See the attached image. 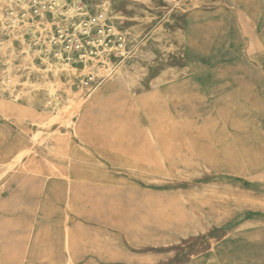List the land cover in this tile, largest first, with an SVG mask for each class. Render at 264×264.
I'll list each match as a JSON object with an SVG mask.
<instances>
[{
	"label": "rangeland",
	"instance_id": "rangeland-1",
	"mask_svg": "<svg viewBox=\"0 0 264 264\" xmlns=\"http://www.w3.org/2000/svg\"><path fill=\"white\" fill-rule=\"evenodd\" d=\"M12 1L0 264H264V0H58L129 37L128 57L82 62L43 48L49 27L11 20Z\"/></svg>",
	"mask_w": 264,
	"mask_h": 264
},
{
	"label": "built area",
	"instance_id": "built-area-1",
	"mask_svg": "<svg viewBox=\"0 0 264 264\" xmlns=\"http://www.w3.org/2000/svg\"><path fill=\"white\" fill-rule=\"evenodd\" d=\"M57 1L28 0L27 3L32 12L42 8L44 16L42 13H37L36 17L41 18L46 27L43 25V30H38V34H43L46 30L48 33L49 27L50 34L43 48L50 54L82 62L92 57L125 58L131 53L128 35L113 24L104 11L98 10L90 14L80 5L63 7ZM47 14L52 15L51 22L45 19ZM19 17L21 22L27 18L24 10L19 13Z\"/></svg>",
	"mask_w": 264,
	"mask_h": 264
},
{
	"label": "bare ground",
	"instance_id": "bare-ground-1",
	"mask_svg": "<svg viewBox=\"0 0 264 264\" xmlns=\"http://www.w3.org/2000/svg\"><path fill=\"white\" fill-rule=\"evenodd\" d=\"M5 0H0V3H3ZM28 0H23V1H20V2H18L17 0H13L12 1V11H11V20H13V19H15L16 17H17V15L22 11V10H24L25 11V13H26V15H27V17H29V16H32L33 15V13L30 11V9H29V7H28ZM58 3V2H57ZM37 13H42L43 11H42V8H38L37 10ZM1 24H2V22H1ZM9 24V23H8ZM20 53V52H19ZM27 55V54H26ZM7 59V58H6ZM93 71L95 72V73H100V67L99 66H94L93 67ZM101 71H103L102 69H101ZM162 81V80H161ZM121 88H125L126 90H129V88H130V86H129V83H128V81L127 80H125V79H116V81H115ZM161 83H163V82H160V81H156L155 82V85H159V84H161ZM171 89V88H170ZM157 91H160V90H157ZM156 94H158V95H162V92L160 93V92H158V93H156ZM77 100L79 101L78 102V105H77V107H76V110H79V108L81 107V106H83L84 104H86V99L83 97V95H79L78 97H77ZM58 100H55V99H52L51 101H50V104H58ZM48 103V102H47ZM225 111H227L226 110V108H225ZM104 117V116H103ZM102 117V118H103ZM95 118V117H94ZM101 118V119H102ZM97 119V118H96ZM108 122V121H107ZM97 123V122H96ZM106 123V122H105ZM109 124V123H108ZM91 126H92V124H91ZM94 126V125H93ZM91 128V127H90ZM121 129V128H120ZM89 130V129H88ZM91 131V130H90ZM94 131V130H93ZM118 131V130H117ZM120 131V130H119ZM107 132V131H106ZM89 133V132H88ZM93 133V132H92ZM115 133V132H114ZM198 133V132H197ZM96 134H97V132H96ZM91 135V134H90ZM203 135V134H202ZM98 136H100V134H98ZM124 136V135H123ZM124 138V137H123ZM128 138V137H127ZM155 141V144H154V149H155V151L156 152H158V154H160L161 155V150H160V147H159V144L157 143V141L156 140H154ZM195 141L196 142H198V146L200 147V149H202V150H204V155L205 156H211V159H214V153H210V154H208V152H210L209 151V148H210V146H209V143H208V141H207V139L204 137V136H201V134L200 135H197L196 137H195ZM141 143V142H140ZM129 145V144H128ZM138 145V144H137ZM136 145V146H137ZM130 146V145H129ZM132 148H134L133 146H132ZM138 148V147H137ZM149 149V148H148ZM145 151H147V150H145ZM150 152V151H149ZM151 154V153H150ZM146 155V154H145ZM141 157V156H140ZM145 158V157H144ZM147 162H149L148 160H147ZM4 174V173H3ZM2 174V175H3ZM162 209H160V211H161ZM163 210H165V209H163ZM162 210V211H163ZM165 225H167V224H165ZM145 235V234H144ZM146 236V235H145ZM146 238H147V236H146ZM151 239V238H150Z\"/></svg>",
	"mask_w": 264,
	"mask_h": 264
}]
</instances>
